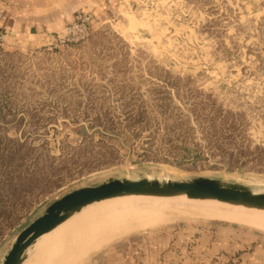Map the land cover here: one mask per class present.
Listing matches in <instances>:
<instances>
[{
  "label": "rangeland",
  "instance_id": "rangeland-1",
  "mask_svg": "<svg viewBox=\"0 0 264 264\" xmlns=\"http://www.w3.org/2000/svg\"><path fill=\"white\" fill-rule=\"evenodd\" d=\"M70 23L0 27V262L52 203L109 179L264 192V0H122L61 42ZM177 208L112 220L74 248L52 232L26 264H264V229Z\"/></svg>",
  "mask_w": 264,
  "mask_h": 264
},
{
  "label": "water",
  "instance_id": "water-1",
  "mask_svg": "<svg viewBox=\"0 0 264 264\" xmlns=\"http://www.w3.org/2000/svg\"><path fill=\"white\" fill-rule=\"evenodd\" d=\"M127 196H185L191 200L218 201L264 211V192L237 182L209 177L109 179L95 186L74 190L52 203L42 216L17 236L11 250L0 264H24L31 249L42 236L93 204Z\"/></svg>",
  "mask_w": 264,
  "mask_h": 264
},
{
  "label": "bare ground",
  "instance_id": "bare-ground-1",
  "mask_svg": "<svg viewBox=\"0 0 264 264\" xmlns=\"http://www.w3.org/2000/svg\"><path fill=\"white\" fill-rule=\"evenodd\" d=\"M122 198H125V199H122ZM117 199L122 200V201H117ZM185 199H187V200H185ZM110 200L111 201L106 200V202H108V203H106L105 205H100V204L95 205V206L91 205L93 207H90L89 209L82 210L80 213L74 215L69 220H67L66 222L61 224L59 227H57L56 229H54L50 233L42 236L41 238H44L45 236H48L49 234L54 232L55 235L53 234V236H56V238H54V237L53 238L54 239L58 238L57 242L59 240H65L66 246H67V243L69 245L73 244L72 246L71 245L70 246L74 248L75 243L77 244L78 243L77 240H79L81 237L83 239H84V237L90 239L92 236H94V238H96V235H97L96 233L102 231L106 226H108L110 223H112V220L113 221L114 220L119 221L121 219H124V217H129V218L135 217V216H137L138 212L141 213V211H143V210L144 211L151 210V209L155 210V208H159L161 210V207H165V206L172 205V204L175 206H178V208H179V209L177 208L178 213L183 212V210L186 209V210H184V212H194L195 214H201L202 216L203 215H212V214H213V216H215V215L221 214L222 212H228V213L233 214V215H235V214L240 215L241 217H244L246 219V221H248L249 223L256 225L258 228H261L262 230L264 229V211L263 210L248 209L245 207L229 205V204L221 203L218 201L191 200V199L186 198L185 196L171 197V198L150 197V196H127V197L114 198V199H110ZM102 202H105V201H102ZM204 202H210V203L207 204ZM211 202H213V203H211ZM159 206H161V207H159ZM172 209H174V208H172ZM218 211H220V212H218ZM188 214L190 215V213H188ZM186 215H187V213H186ZM116 221H114V222H116ZM119 223H120V221H119ZM55 230H57V231H55ZM98 236L99 235H97V237ZM50 239H51V237L49 238V240ZM39 240L36 243H38ZM83 241H85V240H83ZM61 242H63V241H60V244H61ZM56 243H55V246H52V248L53 247H58V248L60 247V246H57V245H59V243L58 244H56ZM44 244L46 245V243H44ZM49 244H50V242H49ZM65 245L62 244L61 246L64 247ZM48 247H50V246H48ZM38 248L39 247H37V249ZM68 248L66 249V247H65L64 252L66 250H68ZM75 248H76V246H75ZM47 249L49 250L51 248H47ZM59 249H61V248H59ZM52 251H55V249H53ZM58 251H60V250H58ZM61 252H62V250H61ZM66 252L67 253H64V254L62 253V254L64 256H66V254L67 255L70 254V253H68V251H66ZM69 252H70V248H69ZM57 253L60 254V252H57ZM40 255H41V257H43L42 253H40ZM54 255H56V252H54ZM67 258H69V257H67ZM36 259H37V256H36L35 260ZM38 260H36L35 263H37ZM67 261H68V259H67ZM26 262L28 263V261H26ZM26 262L24 264H26ZM29 264H34V263H29Z\"/></svg>",
  "mask_w": 264,
  "mask_h": 264
},
{
  "label": "crops",
  "instance_id": "crops-1",
  "mask_svg": "<svg viewBox=\"0 0 264 264\" xmlns=\"http://www.w3.org/2000/svg\"><path fill=\"white\" fill-rule=\"evenodd\" d=\"M121 2L122 0H0V27H5L11 35L57 33L79 12H90L95 19L105 18Z\"/></svg>",
  "mask_w": 264,
  "mask_h": 264
},
{
  "label": "built area",
  "instance_id": "built-area-1",
  "mask_svg": "<svg viewBox=\"0 0 264 264\" xmlns=\"http://www.w3.org/2000/svg\"><path fill=\"white\" fill-rule=\"evenodd\" d=\"M93 29V16L90 12L82 11L75 15L70 25L66 28V34L59 36L61 42L86 39ZM63 39V40H62Z\"/></svg>",
  "mask_w": 264,
  "mask_h": 264
}]
</instances>
